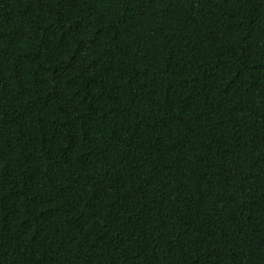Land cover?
I'll return each mask as SVG.
<instances>
[{"label": "trees", "instance_id": "trees-1", "mask_svg": "<svg viewBox=\"0 0 264 264\" xmlns=\"http://www.w3.org/2000/svg\"><path fill=\"white\" fill-rule=\"evenodd\" d=\"M0 264H264V0H0Z\"/></svg>", "mask_w": 264, "mask_h": 264}]
</instances>
